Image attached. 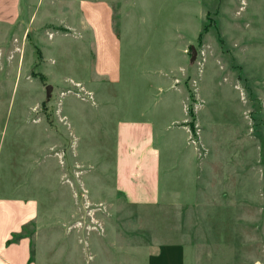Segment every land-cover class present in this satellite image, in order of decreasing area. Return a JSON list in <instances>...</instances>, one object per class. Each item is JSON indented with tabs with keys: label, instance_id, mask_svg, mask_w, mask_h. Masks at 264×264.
Returning <instances> with one entry per match:
<instances>
[{
	"label": "rangeland",
	"instance_id": "374dc122",
	"mask_svg": "<svg viewBox=\"0 0 264 264\" xmlns=\"http://www.w3.org/2000/svg\"><path fill=\"white\" fill-rule=\"evenodd\" d=\"M32 9L34 23L28 12L21 26L0 27V168L36 143L38 257L113 264L117 244L178 241L193 264H264V0H35ZM164 101L173 120L155 141L171 189L194 193L185 205L131 206L112 192L114 123ZM188 153L191 182L180 174Z\"/></svg>",
	"mask_w": 264,
	"mask_h": 264
},
{
	"label": "crops",
	"instance_id": "0c3cea01",
	"mask_svg": "<svg viewBox=\"0 0 264 264\" xmlns=\"http://www.w3.org/2000/svg\"><path fill=\"white\" fill-rule=\"evenodd\" d=\"M34 2L0 0V27L21 26L25 22L23 16L28 12L29 23H34ZM81 9L85 12L86 7L82 6ZM120 69L119 42L113 36V82L119 81ZM154 104L145 106L147 108L140 118L117 119L115 123L113 118L111 120L115 124L112 192L120 195L131 206H156L161 203L185 205L189 203L194 189L186 192L171 189L173 179L168 176L170 160L162 155L161 145L164 141L161 145L155 141L162 140L170 129L173 120L169 113L172 102L164 101L161 107H154ZM25 144L23 152L18 153L22 154L21 162L13 168L10 165L5 167L4 172L0 168V264H51L52 259L41 255L38 257V202L31 190L35 179L33 153L36 152V143L27 141ZM192 157V153L184 156L181 161L189 164L180 172L187 180L185 175L189 171L190 182L197 178L196 159ZM191 168L195 169L193 178L190 176ZM161 176L163 180L169 179L168 186L161 187ZM6 188L26 190H22L21 195L16 194L15 190L6 193L3 190ZM243 218H246L245 214ZM117 245L122 254H115L118 250L113 249V264H193L189 246L178 241L154 244L144 242L139 246Z\"/></svg>",
	"mask_w": 264,
	"mask_h": 264
},
{
	"label": "water",
	"instance_id": "95a60500",
	"mask_svg": "<svg viewBox=\"0 0 264 264\" xmlns=\"http://www.w3.org/2000/svg\"><path fill=\"white\" fill-rule=\"evenodd\" d=\"M46 90H48V88H46Z\"/></svg>",
	"mask_w": 264,
	"mask_h": 264
}]
</instances>
